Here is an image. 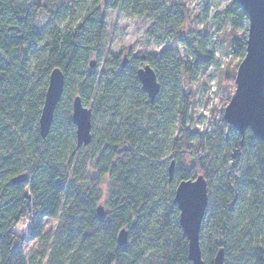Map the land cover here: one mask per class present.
I'll use <instances>...</instances> for the list:
<instances>
[{
    "label": "trees",
    "instance_id": "obj_1",
    "mask_svg": "<svg viewBox=\"0 0 264 264\" xmlns=\"http://www.w3.org/2000/svg\"><path fill=\"white\" fill-rule=\"evenodd\" d=\"M75 7L82 10L74 20L62 29L53 25L68 10L74 15ZM113 10L165 27L166 37L192 54L191 67L167 52L131 58L124 66L106 54L104 70L90 72L86 67L101 61L105 14ZM40 15L52 27L39 28ZM223 16L230 23L228 53L243 58L247 31L235 32L247 22L246 13L232 0ZM185 21L182 0H0V264H29L25 245L42 239L45 222L56 220L57 231L69 237L48 264H191L173 197L179 182L197 176L207 183L199 237L205 264H213L220 249L223 264H264V144L249 130L240 136L223 120L212 135L188 125L190 99L182 80L214 57L202 45L190 50L181 35ZM144 65L160 87L152 103L136 74ZM54 69L64 76L63 91L42 138L38 120ZM76 96L84 107L91 102L92 139L79 148L71 121ZM124 105L132 109L127 117L119 114ZM102 113L109 119L95 130ZM173 125L177 135L168 140L165 162L161 144L147 136L146 127L161 133ZM19 176L24 179L13 183ZM17 226L25 227V236L14 231ZM122 229L127 241L119 246ZM75 237L76 248L69 252Z\"/></svg>",
    "mask_w": 264,
    "mask_h": 264
},
{
    "label": "rangeland",
    "instance_id": "obj_2",
    "mask_svg": "<svg viewBox=\"0 0 264 264\" xmlns=\"http://www.w3.org/2000/svg\"><path fill=\"white\" fill-rule=\"evenodd\" d=\"M174 0H164V3H171ZM185 8V24L181 35L190 42V50L202 45L211 52L214 61L198 71H189L188 76L182 80V87L190 99V107L186 111L188 125L191 129L197 130L200 134H211L221 120H223V111L227 105L230 96L234 91V77L237 66L242 61L241 57H233L228 53V42L231 36L229 20L223 16V11L232 0H182ZM82 7H75L74 15L66 12L65 15L51 17L55 20L57 28L63 26L70 20H74L79 15ZM106 26L102 39L101 61L93 68L86 67L90 72L98 74L103 69L106 54L112 58H119L122 62L124 56L126 61L131 58H140L151 55L158 58L166 53L175 57L178 62L185 63L191 67L193 56L186 52L185 48L176 43L172 36L166 37L165 27L157 26L148 19L138 16H131L129 12L122 10L107 11ZM54 18V19H52ZM72 18V19H71ZM50 18L40 15L38 17V27L47 29L52 27L48 25ZM247 22H243L242 28L237 30L236 34H243L247 31ZM103 57V58H102ZM91 59H94L91 58ZM182 72V68H181ZM168 83V82H167ZM86 107L91 109V102L85 103ZM132 112L129 105L122 106L119 114L121 117H127ZM109 115L102 113L98 116L95 123V130L105 127ZM138 119V118H136ZM141 124H145L140 118ZM147 136L154 135L162 147V161L168 162L170 153L168 152V140L177 135L175 126L169 127L166 131L158 133L150 131V126L146 127ZM156 129V128H155ZM226 131V129H224ZM154 133V134H153ZM254 147L250 149L254 157ZM219 160H221L219 158ZM217 162V160H215ZM214 182V179L212 180ZM102 195L106 197V183L101 186ZM250 193L246 195L249 197ZM207 220V219H206ZM203 221V220H202ZM208 222V221H207ZM206 221L203 226V234L209 233V225ZM59 222L46 221L44 225V237L38 241L27 243L23 249L25 260L29 264H48L49 257L58 245L67 240L68 234L58 232ZM14 231L19 235L25 236V227L17 226ZM202 235L201 238H205ZM78 237L73 239L72 246L67 251L72 252L76 248Z\"/></svg>",
    "mask_w": 264,
    "mask_h": 264
},
{
    "label": "water",
    "instance_id": "obj_3",
    "mask_svg": "<svg viewBox=\"0 0 264 264\" xmlns=\"http://www.w3.org/2000/svg\"><path fill=\"white\" fill-rule=\"evenodd\" d=\"M247 16L246 46L242 61L236 69L234 91L223 111V121L243 137L249 130L253 137L264 144V0H235ZM144 57H142L143 59ZM126 57L122 59V66ZM94 61L89 66L93 67ZM137 78L141 89L152 103L159 91V84L154 71L149 65L140 67ZM64 76L59 69L51 71L48 77L43 106L38 120V131L42 138L48 133L53 119V112L61 98ZM71 121L75 126L76 147L87 146L92 139L91 110L82 105L76 96L72 101ZM174 162L168 166V182L173 177ZM24 176L12 180L21 182ZM194 189L195 198L191 202L180 203L177 194L182 190ZM207 183L202 176L194 180L181 181L174 190L173 203L179 216L178 224L187 240V258L191 264H205L202 259L199 243L201 223L207 207ZM97 215L102 218L104 209L96 208ZM117 244H126L125 230L117 234ZM213 264H223V250L216 253Z\"/></svg>",
    "mask_w": 264,
    "mask_h": 264
},
{
    "label": "snow or ice",
    "instance_id": "obj_4",
    "mask_svg": "<svg viewBox=\"0 0 264 264\" xmlns=\"http://www.w3.org/2000/svg\"><path fill=\"white\" fill-rule=\"evenodd\" d=\"M194 198H195L194 189L182 190L177 194L178 202L182 204L185 202H191L194 200Z\"/></svg>",
    "mask_w": 264,
    "mask_h": 264
},
{
    "label": "flooded vegetation",
    "instance_id": "obj_5",
    "mask_svg": "<svg viewBox=\"0 0 264 264\" xmlns=\"http://www.w3.org/2000/svg\"><path fill=\"white\" fill-rule=\"evenodd\" d=\"M126 57V56H125ZM126 60H127V57H126Z\"/></svg>",
    "mask_w": 264,
    "mask_h": 264
}]
</instances>
